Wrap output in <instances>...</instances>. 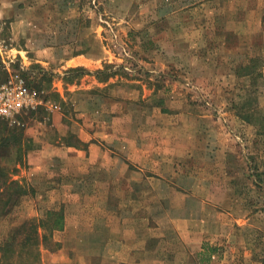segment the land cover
Here are the masks:
<instances>
[{
    "label": "rangeland",
    "instance_id": "rangeland-1",
    "mask_svg": "<svg viewBox=\"0 0 264 264\" xmlns=\"http://www.w3.org/2000/svg\"><path fill=\"white\" fill-rule=\"evenodd\" d=\"M197 1L0 0V84L21 80L37 97L35 107L12 121L0 118V141L8 134L6 124L25 134L29 127H44L48 143L58 146L44 150V157L52 159L43 165L36 162L44 158L39 146L44 149L47 143L35 137H30L29 150L24 146L21 159L14 147L2 152V163L14 171L13 179L27 193L16 198L0 220V244L26 221L53 225L51 212H63L62 228L51 233L38 227V234H50L40 246L42 264H81L76 253H70L69 262L68 254L60 251L67 250L63 240H87L89 232L66 229V211L100 202L86 194L90 183L84 166L75 168L63 161L68 156L65 146L84 145L85 117L75 110L83 94H71L68 83H82L98 70L63 69V59L84 52L93 59L107 56L106 78L118 75L129 80L136 93L153 90L157 99L167 94L186 97L185 107L197 114L188 126L200 123V140L181 167L194 175L188 173L185 180L173 183L197 194L186 197L187 205L189 210L198 206L203 210V224L209 231L205 240H231L218 252L230 248L248 252L249 264H264V119L243 118L241 105L253 84L252 78L236 73L254 57L263 58L259 66L264 73V0H219L213 10L207 3L196 6ZM43 59L49 63L45 65ZM60 68L62 73L55 74ZM60 84L64 94L58 90ZM257 84L260 88L253 101L264 115V79ZM127 88L123 86L124 93ZM174 103L178 109L179 97ZM55 113L65 114L54 119L56 130L41 124L40 118L49 120ZM171 116L169 122L179 123L178 116ZM72 173L74 178L67 179ZM139 197L144 198L141 205L163 199L146 191ZM177 197L172 196V204L179 202Z\"/></svg>",
    "mask_w": 264,
    "mask_h": 264
},
{
    "label": "crops",
    "instance_id": "crops-1",
    "mask_svg": "<svg viewBox=\"0 0 264 264\" xmlns=\"http://www.w3.org/2000/svg\"><path fill=\"white\" fill-rule=\"evenodd\" d=\"M205 3L212 10L220 4L219 0H199L195 5ZM41 61L49 63L46 59ZM63 61V69L85 73L98 69L95 76L86 75L82 83H68L71 94H83L75 110L85 117L84 145L65 146L68 156L63 161L75 168L84 166V172L88 171L85 180L90 183L86 194L97 196L100 202H88L84 208L75 205L66 211V229L89 232L87 240H63L67 250L62 249L60 254H68L67 261L71 262L70 253H76V261L81 264H249L252 256L248 252H231V248L218 252L221 245L229 246L231 240H205L209 231L203 224V210L199 206L189 210L187 205L186 197L197 194L173 183L185 180L188 173L194 175L190 170L184 173L181 167L187 165L183 158H191L189 151L197 149L200 140V123L193 128L188 126V120L197 114L185 107L186 97L167 94L157 99L153 90L144 95L141 91L136 93L131 81L118 75L107 79L103 74L107 56L93 59L83 52ZM54 71L62 73V68ZM124 85L128 93L123 92ZM58 90L64 94L61 84ZM178 97L181 105L177 109L174 102ZM171 114L179 117L176 125L168 121ZM64 115L55 113L49 120H39L56 130L58 123L54 119ZM121 121L125 123L123 127L118 125ZM25 135L47 143L42 145L44 149L39 146L41 157L46 156L44 150L58 148L48 143L44 127H29ZM50 159L44 157L36 163L47 164ZM73 174L67 179H73ZM145 191L163 199L158 204L141 205L144 198L139 196ZM172 196H178L177 204H172ZM209 245L215 247L214 251Z\"/></svg>",
    "mask_w": 264,
    "mask_h": 264
},
{
    "label": "trees",
    "instance_id": "trees-1",
    "mask_svg": "<svg viewBox=\"0 0 264 264\" xmlns=\"http://www.w3.org/2000/svg\"><path fill=\"white\" fill-rule=\"evenodd\" d=\"M262 60L261 57H254L249 62L239 66L236 71L238 76L252 78L253 87L248 90V98L241 105L246 113L243 114V118L248 122H252L254 117L264 119L263 113L258 110V106L253 101V98L257 99V92L260 88L257 82L259 79H264V73L259 66ZM262 126L264 127V121ZM4 127L8 134L3 136L0 141V220L9 210L12 202L27 193L20 182L13 179L14 171H11V168L2 163L1 154L5 150L14 147L16 154H18L16 157L21 159L24 146L27 148L26 150H29L30 144H33V139L27 137L21 128L9 127L7 124ZM63 218V212H51L53 225L43 222V224L40 223L42 226H39V222L29 220L21 224L9 233L8 237L0 244V264H42L40 246L42 243L49 241L47 239H49L50 234L39 233L44 239L40 240L38 227L44 226L52 233L55 229L62 228Z\"/></svg>",
    "mask_w": 264,
    "mask_h": 264
},
{
    "label": "built area",
    "instance_id": "built-area-1",
    "mask_svg": "<svg viewBox=\"0 0 264 264\" xmlns=\"http://www.w3.org/2000/svg\"><path fill=\"white\" fill-rule=\"evenodd\" d=\"M36 103L35 92L28 90L21 80L0 84V118L12 121Z\"/></svg>",
    "mask_w": 264,
    "mask_h": 264
}]
</instances>
